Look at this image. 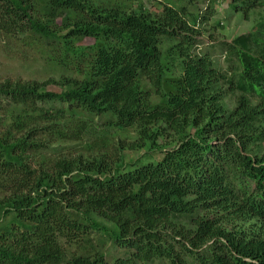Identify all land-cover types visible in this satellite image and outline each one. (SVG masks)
Wrapping results in <instances>:
<instances>
[{
    "label": "trees",
    "instance_id": "trees-1",
    "mask_svg": "<svg viewBox=\"0 0 264 264\" xmlns=\"http://www.w3.org/2000/svg\"><path fill=\"white\" fill-rule=\"evenodd\" d=\"M38 2L63 17V31L32 18ZM263 5L230 0L242 15ZM179 11L160 5L153 14L133 0H0L2 34L62 45L89 67L87 80L70 87L65 79L59 93L46 90L51 80L0 81V110L17 114L0 127V217H13V227H0V264H264V157L247 153L264 142V22L222 45L235 60L226 78L195 52L199 31ZM79 38L105 43L83 53L71 46ZM166 40L172 45L162 49ZM175 69L172 91L163 92ZM234 93L226 113L222 98ZM52 102L73 116L136 128L137 138L115 142L108 154L33 166L52 127L42 106ZM147 125H160L175 144L158 161L125 170L124 151L153 145ZM58 238H96L123 254L65 260Z\"/></svg>",
    "mask_w": 264,
    "mask_h": 264
},
{
    "label": "rangeland",
    "instance_id": "rangeland-1",
    "mask_svg": "<svg viewBox=\"0 0 264 264\" xmlns=\"http://www.w3.org/2000/svg\"><path fill=\"white\" fill-rule=\"evenodd\" d=\"M95 1L104 6V0ZM123 1L128 2L129 0ZM133 2L141 3L145 11L153 14L159 13L160 5L174 6L180 9L181 18L189 26H193L199 31L195 38L197 42L195 52L199 55L207 54L214 68L226 78L227 74L224 71L228 69V65L235 64V60L224 54L222 45L231 44L232 40L238 36L248 35L257 24H263L260 21L264 22V5L253 8L242 15L243 12L240 13L230 8V0H133ZM32 18L40 22L48 21L51 31L53 29L54 32L58 33L65 29L63 17L61 18V15H48V11L42 2L36 4ZM33 37L32 34L26 33L10 38L0 32V81L11 79L41 83L51 80L47 82L49 85L46 90L59 93L67 88V85L64 84L65 79L71 81V87L72 84H79L89 78V67L74 60L62 45L57 51L50 41L44 39L40 41ZM104 43L100 40L79 38L73 40L71 46L74 50L92 53L97 45ZM171 45L172 43L166 40L163 42L162 49L170 48ZM63 59L69 66L64 65ZM57 61H63V65L58 64ZM176 77H178L176 69L171 73L168 72L167 78L163 81V92L172 91L171 79ZM219 85H221L220 81ZM222 88L224 90L225 86L222 85ZM236 95L237 93H234L233 96L228 94L223 96L221 104L226 113L235 107ZM155 98L154 95L151 97V103L160 104V98L158 96ZM250 103L254 105L255 102L250 100ZM65 108L64 103L58 105L53 102L47 108L42 106V109L46 110L48 114L45 119H51L46 125H52V127L48 131L45 130L46 135L41 136L43 142L40 144L44 145V148H42L41 154L32 155L33 166H39L41 163L48 164L53 158L56 159V157L60 158L61 156L74 159L75 157L88 158L94 154H102L104 151L108 154L115 146V142H131L137 138L138 131L136 128L109 127L107 117L73 116ZM11 111L16 112L15 109L0 110V127L16 117L17 114ZM34 116H37V119L44 118L40 113H34ZM260 125L264 129V122ZM66 127L67 129H65ZM146 127L147 134L151 135V140L154 141L153 145H145L134 151H124L120 164L125 170L158 161L163 152L175 144L176 139L167 138V132L160 129V125L158 127L147 125ZM248 150L247 153L250 155L264 157V142L250 145ZM12 219L11 215L0 217V227H13ZM247 225L248 223H245V226ZM91 238L93 237L91 236ZM57 243L63 250L65 260L92 255L95 252L102 253L107 260L120 257L123 254L121 250L108 242L100 246L96 238L93 239L92 244L63 238H58ZM175 250L179 251V248L175 247Z\"/></svg>",
    "mask_w": 264,
    "mask_h": 264
}]
</instances>
